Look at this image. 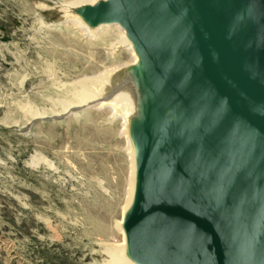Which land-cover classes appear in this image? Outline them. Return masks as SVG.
I'll list each match as a JSON object with an SVG mask.
<instances>
[{
  "label": "water",
  "instance_id": "95a60500",
  "mask_svg": "<svg viewBox=\"0 0 264 264\" xmlns=\"http://www.w3.org/2000/svg\"><path fill=\"white\" fill-rule=\"evenodd\" d=\"M79 12L119 24L138 55L106 94L131 84L138 97L128 257L264 264V0H99Z\"/></svg>",
  "mask_w": 264,
  "mask_h": 264
},
{
  "label": "rangeland",
  "instance_id": "374dc122",
  "mask_svg": "<svg viewBox=\"0 0 264 264\" xmlns=\"http://www.w3.org/2000/svg\"><path fill=\"white\" fill-rule=\"evenodd\" d=\"M60 1L0 0V264H102L122 239L129 158L120 119L98 107L32 117L64 106L77 81L131 59L119 46L112 58L114 38L95 40L75 23L41 27L60 19L43 10Z\"/></svg>",
  "mask_w": 264,
  "mask_h": 264
},
{
  "label": "bare ground",
  "instance_id": "6f19581e",
  "mask_svg": "<svg viewBox=\"0 0 264 264\" xmlns=\"http://www.w3.org/2000/svg\"><path fill=\"white\" fill-rule=\"evenodd\" d=\"M98 1L99 0H61L60 2H57L58 6L56 7V13L53 12V9L55 8L46 7L43 9L52 10V13L60 19L54 23L46 24L41 18L42 26H40L63 27L65 24L75 23L85 29L88 36L93 37L95 40L99 39L106 43L113 41L114 38L115 42L111 45L109 53L112 58H116L117 50L115 49L119 46V48L124 47L129 49L131 59L127 63L121 65L117 64L111 68H107L97 77L77 81V83L73 84V93L71 97L64 102V106H61L60 109H57V106H55V110L52 113L34 111L32 117L49 118L64 115L67 117L77 115L79 117L80 115H83L85 109L88 110V108L91 109L98 107V110L108 109L111 111V118L120 119L122 122L121 134L126 142V150L129 158V178L126 200L123 207L122 218L116 224L119 233H121L120 235H122V239L120 243L106 249V258L103 260L102 264H137L126 254V236L122 227L123 217L133 200L136 181L134 149L130 138V130L134 126V121L140 116V113L138 112V97L133 93L136 86L130 84L109 99L106 98V94L112 85L113 74L122 66L136 64L138 62V55L131 42L128 40L125 30L119 24L98 23L96 26L92 27L84 21L79 12L80 8L84 5H95ZM81 107L84 108H82L81 111L76 112V110ZM30 121L31 120L29 119V122ZM30 123H32V121Z\"/></svg>",
  "mask_w": 264,
  "mask_h": 264
}]
</instances>
